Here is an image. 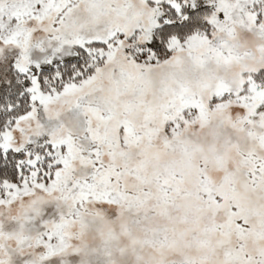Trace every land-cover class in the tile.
<instances>
[{
	"label": "snow or ice",
	"instance_id": "1",
	"mask_svg": "<svg viewBox=\"0 0 264 264\" xmlns=\"http://www.w3.org/2000/svg\"><path fill=\"white\" fill-rule=\"evenodd\" d=\"M0 264H264V0H0Z\"/></svg>",
	"mask_w": 264,
	"mask_h": 264
}]
</instances>
